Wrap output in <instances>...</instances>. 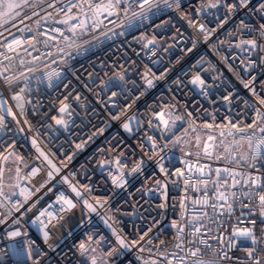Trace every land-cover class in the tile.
Listing matches in <instances>:
<instances>
[{"label": "built area", "instance_id": "built-area-1", "mask_svg": "<svg viewBox=\"0 0 264 264\" xmlns=\"http://www.w3.org/2000/svg\"><path fill=\"white\" fill-rule=\"evenodd\" d=\"M142 2L0 27V264H264V0Z\"/></svg>", "mask_w": 264, "mask_h": 264}, {"label": "rangeland", "instance_id": "rangeland-1", "mask_svg": "<svg viewBox=\"0 0 264 264\" xmlns=\"http://www.w3.org/2000/svg\"><path fill=\"white\" fill-rule=\"evenodd\" d=\"M48 0H0V27L4 23L8 22L10 19H15L20 16L23 12L28 11L30 8L35 7L41 2ZM8 3H12L15 7L9 8ZM159 123L166 129V137L172 136L179 129L177 123L168 121L166 114H162L158 118ZM211 141L213 139L207 137L193 138L189 131L184 132L178 141L175 143L177 148L181 150H186L201 156H210L212 154ZM218 143L228 145L229 141L227 139H218ZM236 149L243 152V154L249 153V143L247 142H237ZM219 152L225 153V149H220ZM15 162L10 156H6L3 160V172H2V183L3 190L10 194L16 191L15 184L17 183L15 174ZM120 245L121 241H118Z\"/></svg>", "mask_w": 264, "mask_h": 264}, {"label": "snow or ice", "instance_id": "snow-or-ice-1", "mask_svg": "<svg viewBox=\"0 0 264 264\" xmlns=\"http://www.w3.org/2000/svg\"><path fill=\"white\" fill-rule=\"evenodd\" d=\"M116 2H117V3H120V0H116ZM148 3H150V0H143V2L140 3V7L143 8L144 4H148ZM7 6H8L9 8L15 7V5L12 4V3H8ZM214 6H215V5H209V7H214ZM249 43H251V42H249ZM195 82H196V81H193V83H195ZM150 83H151V82H149V84H150ZM201 83H203V82L201 81ZM58 123H59V121H58ZM125 127L127 128V125H125ZM262 131H264V129H262ZM138 169H139V166H137V168H133V169H132V172H136V171H138ZM162 170H163V169H162ZM114 182H115V178H114ZM260 199H261V202L264 203V196H261ZM65 203L68 204L69 208L74 207V205L72 204L71 201H65ZM238 234H240V235H248V230H244V231H242V232H240V233H238ZM14 235H19V233H15ZM121 244H122V246H123V241H121ZM81 248H83V245H81ZM193 255H195V253H193Z\"/></svg>", "mask_w": 264, "mask_h": 264}, {"label": "crops", "instance_id": "crops-1", "mask_svg": "<svg viewBox=\"0 0 264 264\" xmlns=\"http://www.w3.org/2000/svg\"><path fill=\"white\" fill-rule=\"evenodd\" d=\"M26 11H27V10H26ZM23 13H24V12H23ZM23 13H22V14H23ZM20 15H21V14H20ZM12 20H13V19H10L8 22H6V23H4L3 25H1V27L4 26V25H6V24H8V23L11 22Z\"/></svg>", "mask_w": 264, "mask_h": 264}, {"label": "trees", "instance_id": "trees-1", "mask_svg": "<svg viewBox=\"0 0 264 264\" xmlns=\"http://www.w3.org/2000/svg\"><path fill=\"white\" fill-rule=\"evenodd\" d=\"M199 156H201V155H199ZM209 157V156H208Z\"/></svg>", "mask_w": 264, "mask_h": 264}]
</instances>
